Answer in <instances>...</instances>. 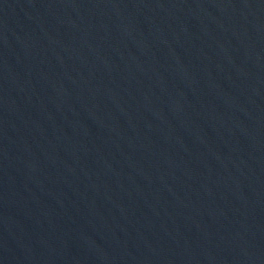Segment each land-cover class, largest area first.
I'll list each match as a JSON object with an SVG mask.
<instances>
[{
	"label": "water",
	"instance_id": "water-1",
	"mask_svg": "<svg viewBox=\"0 0 264 264\" xmlns=\"http://www.w3.org/2000/svg\"><path fill=\"white\" fill-rule=\"evenodd\" d=\"M0 264H264V0H0Z\"/></svg>",
	"mask_w": 264,
	"mask_h": 264
}]
</instances>
